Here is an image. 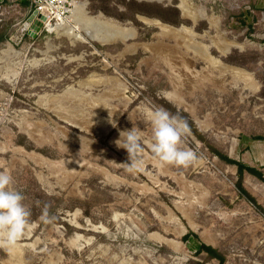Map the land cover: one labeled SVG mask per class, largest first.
Here are the masks:
<instances>
[{"label":"rangeland","instance_id":"rangeland-1","mask_svg":"<svg viewBox=\"0 0 264 264\" xmlns=\"http://www.w3.org/2000/svg\"><path fill=\"white\" fill-rule=\"evenodd\" d=\"M77 1L86 14L69 21L82 35L102 15L133 37L33 36L28 4L0 3V171L31 211L0 264H220L201 244L225 264H264V182L217 155L264 173V0H187L208 18L197 22L181 0ZM155 107L187 120L190 165L154 158ZM133 126L143 152L129 173L114 141Z\"/></svg>","mask_w":264,"mask_h":264},{"label":"clouds","instance_id":"clouds-1","mask_svg":"<svg viewBox=\"0 0 264 264\" xmlns=\"http://www.w3.org/2000/svg\"><path fill=\"white\" fill-rule=\"evenodd\" d=\"M152 130L149 145L154 158L161 163L186 167L197 159L190 148L180 147L182 137L189 131L187 120L179 113L172 114L163 107H155L148 114ZM117 148L127 151L130 163L121 164L129 172H135L141 163L142 138L136 126L120 131L114 141ZM14 178L7 171H0V249H10L30 224L31 211L24 204V195L13 187ZM41 220L48 222L46 205Z\"/></svg>","mask_w":264,"mask_h":264},{"label":"bare ground","instance_id":"bare-ground-1","mask_svg":"<svg viewBox=\"0 0 264 264\" xmlns=\"http://www.w3.org/2000/svg\"><path fill=\"white\" fill-rule=\"evenodd\" d=\"M84 6L85 5L82 3L79 4V8L81 11L80 14L82 16L83 15L85 16V14H86V13L84 14ZM179 8L182 10L185 17L193 20L194 22H197L199 20L198 17H202L205 20L208 19L207 17H205L203 12L199 14L198 13L199 10L195 9L192 6V4L190 2H188L187 0H181V4L179 5ZM80 14L78 16L71 18L70 20L72 21V19L75 18L74 20L76 21V19L81 18ZM86 18H87L88 22H91V24H92L91 27H94V29L93 28H90L91 30L84 29L85 35H82L79 31H77L76 27L73 24H71L69 20L64 21L63 23H59L57 25L51 24L48 26V30L50 32H57V33L62 34L68 38H71L73 40L82 41V42H86V43H87V40L90 38L91 40L97 41L103 45L111 44V43L116 42V41L126 42L127 40L131 39V36L133 35L132 31H129L128 29H125V28H121L114 21L105 20V18L102 15L98 16L97 18H91V17H86ZM142 21L148 25H156V26L160 27L162 33L168 34L170 36L181 37L182 35H184V33H186L188 31L187 28H183V27L181 29L170 28L168 26L160 24V22L158 23V22H155L153 20L143 19ZM211 24L213 26V22H211ZM226 50L227 49H224V51H226ZM206 58H208V57L206 56ZM213 61L214 60L211 59L212 64L218 65V63H219L218 61H214V62ZM221 65H220V67L222 68ZM224 69H225V72L229 71L235 75H244V76L248 75V73H246L243 70H240L238 68L225 66Z\"/></svg>","mask_w":264,"mask_h":264},{"label":"built area","instance_id":"built-area-1","mask_svg":"<svg viewBox=\"0 0 264 264\" xmlns=\"http://www.w3.org/2000/svg\"><path fill=\"white\" fill-rule=\"evenodd\" d=\"M4 0H0L2 3ZM26 2L29 7L28 14L35 20L43 22V29L48 30L51 24L57 25L68 21L80 14L79 3L77 0H18ZM43 17L45 20H41ZM30 22V21H29ZM33 25L32 22H30ZM42 29V30H43Z\"/></svg>","mask_w":264,"mask_h":264},{"label":"trees","instance_id":"trees-1","mask_svg":"<svg viewBox=\"0 0 264 264\" xmlns=\"http://www.w3.org/2000/svg\"><path fill=\"white\" fill-rule=\"evenodd\" d=\"M5 39H6V37L4 35L0 34V44L2 42H4ZM256 139L262 140L264 138L258 137ZM217 155L221 159L227 161L228 163L234 164L235 166H237L240 179H242L245 172H248V173L258 177L260 180H262L264 182V173L259 171L257 168L247 166L244 163L237 161V160H232V159L228 158L227 156L220 154L219 152L217 153ZM238 186H239V189L241 190L243 195H246L251 201L255 202V199L242 187V184L240 182H239ZM202 252H206L208 254L209 259L215 258V259L219 260L220 264H225V258L222 255H220L217 252V250L214 249L213 247L207 246L205 244H201L198 248H196V253L201 254Z\"/></svg>","mask_w":264,"mask_h":264},{"label":"water","instance_id":"water-1","mask_svg":"<svg viewBox=\"0 0 264 264\" xmlns=\"http://www.w3.org/2000/svg\"><path fill=\"white\" fill-rule=\"evenodd\" d=\"M40 19L45 20L43 17H40ZM29 21L33 23L32 30L29 32L30 35L34 36V35H36L42 31L43 22H41L39 20H35L34 17H30Z\"/></svg>","mask_w":264,"mask_h":264}]
</instances>
